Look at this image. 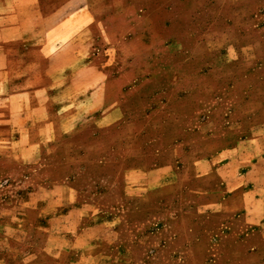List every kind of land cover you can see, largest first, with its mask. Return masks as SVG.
<instances>
[{"label":"crops","instance_id":"0c3cea01","mask_svg":"<svg viewBox=\"0 0 264 264\" xmlns=\"http://www.w3.org/2000/svg\"><path fill=\"white\" fill-rule=\"evenodd\" d=\"M66 4L59 19L72 15V27L53 48L0 47V264H118L120 247L125 264L264 263V110L185 116L203 137L183 159H161L176 145L155 141L174 131L145 132L127 95L160 73L147 17L128 0ZM119 134L123 164L109 141ZM68 144L87 162L62 160Z\"/></svg>","mask_w":264,"mask_h":264},{"label":"rangeland","instance_id":"374dc122","mask_svg":"<svg viewBox=\"0 0 264 264\" xmlns=\"http://www.w3.org/2000/svg\"><path fill=\"white\" fill-rule=\"evenodd\" d=\"M69 1L72 0H0L1 49L24 44L38 45L43 41L53 48L60 42L62 33L72 27L71 23L66 22L72 15L64 13V19H59L61 3L64 6ZM128 1L135 2L140 12L147 17L143 23L158 46L152 63L160 73L155 77L145 74L138 88L130 90L127 95L139 100L137 108L131 109L143 111L145 132L157 128L158 124L160 129L169 127L174 131L170 137L155 141L156 147L160 148L169 142L176 145L169 156L161 154V159L167 160L171 156L183 159V146L200 142L202 135L198 133L199 121L193 119L195 116L207 111H231L233 105L234 111L240 114H259L264 110V0ZM8 33L17 36L8 39L5 37ZM43 33L45 39L41 40L39 34ZM22 34L25 38L18 36ZM35 37H38L37 40ZM149 59L148 54L144 55L145 64ZM207 69L211 70L208 77L204 75ZM211 80L212 83L220 81L225 84L213 88L209 86ZM216 94L224 96V101L217 104L213 100ZM232 98L236 99V103L230 102ZM167 116L173 118L167 119ZM185 116H193V120L183 118ZM260 121L263 120L256 119L250 124L257 125ZM119 124L123 129V121ZM185 125L194 128L196 133L177 135L175 131ZM79 139V145H86L85 137ZM109 141L115 146L122 145L121 151L118 147L113 155L119 158L121 154L120 163L123 164V134L111 136ZM151 141V136H145L144 144H150ZM69 147V144L65 147L67 150L62 160L87 162L84 153L72 152ZM148 153L145 151L144 155ZM200 154L204 153L199 150L192 152L196 157ZM126 162L132 160L127 159ZM147 249L142 251L145 258L150 254ZM112 253L122 259L118 264H125L123 257L130 256L125 252L123 254L122 247ZM260 259H264V254Z\"/></svg>","mask_w":264,"mask_h":264}]
</instances>
